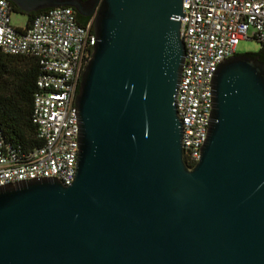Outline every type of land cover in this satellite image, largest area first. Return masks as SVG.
<instances>
[{
	"label": "water",
	"instance_id": "1",
	"mask_svg": "<svg viewBox=\"0 0 264 264\" xmlns=\"http://www.w3.org/2000/svg\"><path fill=\"white\" fill-rule=\"evenodd\" d=\"M93 18L76 175L0 187V264H264V64L225 60L200 160L176 111L183 0H6Z\"/></svg>",
	"mask_w": 264,
	"mask_h": 264
},
{
	"label": "built area",
	"instance_id": "2",
	"mask_svg": "<svg viewBox=\"0 0 264 264\" xmlns=\"http://www.w3.org/2000/svg\"><path fill=\"white\" fill-rule=\"evenodd\" d=\"M180 38L186 59L176 97L187 163L201 157L213 109L212 81L218 67L237 55L241 41L264 45V0H183ZM11 5L0 0V57L36 59L41 67L32 121L42 146L23 160L10 153L0 134V187L39 180L70 186L76 175L79 127L75 97L96 37L80 26L70 8L47 10L28 30L12 27Z\"/></svg>",
	"mask_w": 264,
	"mask_h": 264
},
{
	"label": "trees",
	"instance_id": "3",
	"mask_svg": "<svg viewBox=\"0 0 264 264\" xmlns=\"http://www.w3.org/2000/svg\"><path fill=\"white\" fill-rule=\"evenodd\" d=\"M10 5L12 13L26 17L25 30L30 28L38 15L45 13L26 15L12 3ZM75 14L80 26L86 27L89 24L90 19ZM260 45L258 53L248 55L258 58L264 64V45ZM40 75L41 67L36 59L10 55L0 57V134L5 148L21 160L42 146L32 121L33 98Z\"/></svg>",
	"mask_w": 264,
	"mask_h": 264
},
{
	"label": "rangeland",
	"instance_id": "4",
	"mask_svg": "<svg viewBox=\"0 0 264 264\" xmlns=\"http://www.w3.org/2000/svg\"><path fill=\"white\" fill-rule=\"evenodd\" d=\"M10 22L12 27L24 29L26 25V17L20 14L11 13ZM261 45L255 40L241 41L237 47V55L256 54L260 50Z\"/></svg>",
	"mask_w": 264,
	"mask_h": 264
},
{
	"label": "flooded vegetation",
	"instance_id": "5",
	"mask_svg": "<svg viewBox=\"0 0 264 264\" xmlns=\"http://www.w3.org/2000/svg\"><path fill=\"white\" fill-rule=\"evenodd\" d=\"M84 19H90V22H89V24H91V27H93V25H94V19L93 18H84ZM91 57V56H90ZM87 60H86V58H83V61H82V65L85 67L86 66V64H87ZM78 88V87H77ZM76 92H77V90H76Z\"/></svg>",
	"mask_w": 264,
	"mask_h": 264
}]
</instances>
